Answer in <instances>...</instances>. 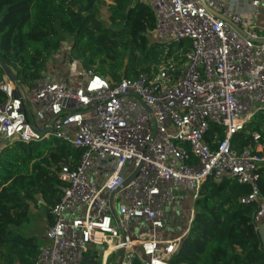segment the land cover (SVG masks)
Here are the masks:
<instances>
[{"label":"built area","instance_id":"obj_1","mask_svg":"<svg viewBox=\"0 0 264 264\" xmlns=\"http://www.w3.org/2000/svg\"><path fill=\"white\" fill-rule=\"evenodd\" d=\"M142 1L155 12L152 39L191 42L182 67L168 61L156 72L111 83L73 59L66 74L44 75L32 87L7 75L0 81L1 148L6 141L55 138L83 151L76 167H60L66 187L48 207L47 244L35 264H107L123 250V264H169L180 241L162 239L166 207L181 191L197 198L208 180L250 185L240 202L259 204L255 220H264L258 184L264 143L253 133L241 152L232 144L264 110V28L255 16L256 29L246 28L261 0ZM212 124L224 129L223 139L215 133L208 140Z\"/></svg>","mask_w":264,"mask_h":264},{"label":"trees","instance_id":"obj_2","mask_svg":"<svg viewBox=\"0 0 264 264\" xmlns=\"http://www.w3.org/2000/svg\"><path fill=\"white\" fill-rule=\"evenodd\" d=\"M104 5L109 24L99 17ZM156 25L152 6L142 0H0V81L7 75L4 64L20 86L32 87L64 43L70 45V63L79 59L111 83L156 72L168 61L182 67L191 42H158L152 39ZM4 100L0 90V102ZM215 133L224 138V129L212 124L209 141ZM253 133L260 134L264 143V110L234 135V148L241 152L250 145ZM82 154L55 138L6 141L2 146L0 264H35L42 246L38 238L24 237L12 227L28 223L31 209L39 205L46 208L51 222L48 207L60 201L66 187L59 178L60 167H76ZM260 173L264 199V166ZM251 193L250 185L232 179L206 181L195 202L190 230L169 264H263L264 247L255 220L260 205L240 202Z\"/></svg>","mask_w":264,"mask_h":264},{"label":"rangeland","instance_id":"obj_3","mask_svg":"<svg viewBox=\"0 0 264 264\" xmlns=\"http://www.w3.org/2000/svg\"><path fill=\"white\" fill-rule=\"evenodd\" d=\"M107 4H109V2H107ZM109 14L110 13L107 5L100 7L99 17L105 24H109L108 22ZM253 16H255V19H259L256 12H253V15L252 14L249 15V24L246 26V28L251 32L254 29H256L255 26H253L252 24ZM69 61H70L69 44L67 43L64 44L60 52L51 55L50 58L48 59L45 76H50V77L53 76L54 78H57L56 75L63 74V72H61L62 70L66 74L69 69L68 68L66 70V68L68 67V65L69 67L71 65ZM0 149H1V144H0ZM48 226H49V222L47 218L46 208L43 205H39L38 207L34 206V208L31 209L30 221L28 223L20 227L13 226L12 229L24 237H29V236L37 237L42 245L41 246L42 249L46 245V243H44V236L46 234ZM123 251L125 252V250ZM123 251H118L116 252V254H113L110 257L109 264H112L114 262V259L118 258L120 256V253ZM138 256H140V254H138Z\"/></svg>","mask_w":264,"mask_h":264},{"label":"crops","instance_id":"obj_4","mask_svg":"<svg viewBox=\"0 0 264 264\" xmlns=\"http://www.w3.org/2000/svg\"><path fill=\"white\" fill-rule=\"evenodd\" d=\"M239 12L243 15L251 14L250 13L251 8L240 7ZM257 15L259 17V19H256L258 25L264 28V0H261V4L258 8ZM56 76L57 78H54L53 76L52 77L54 79H58L60 78L61 75L58 74ZM196 199L197 198H195L193 194L184 191L175 194L174 202L166 207V212H165L166 223L161 234L163 240L165 241L177 240L180 241L179 243L181 244V241L188 234L190 227L192 225V221L195 213ZM144 228L145 227L142 226L141 230H144ZM136 232H140V230L137 229ZM44 243L47 244L46 234L44 236ZM138 251L139 254L141 255V251L139 249ZM118 260L119 257L114 259V262L112 264H115Z\"/></svg>","mask_w":264,"mask_h":264},{"label":"water","instance_id":"obj_5","mask_svg":"<svg viewBox=\"0 0 264 264\" xmlns=\"http://www.w3.org/2000/svg\"><path fill=\"white\" fill-rule=\"evenodd\" d=\"M217 17L225 20L226 22H228L229 24H231L237 31H239L243 36H247V34L237 25L235 24H232V22H230L227 18H225L223 15L221 14H217L216 15ZM259 42H264V40H259ZM2 68L4 69L5 73L7 74V76L13 81V82H17V79L16 77L14 76L13 72L11 69H9L6 65H2ZM143 105L149 110V108L143 103ZM135 177V174H133L131 177H129L123 184V187L127 186L132 180L133 178ZM115 195V192H112L109 196V202H110V209H111V212L113 214V216L115 217L116 221L119 223V219L117 218V215H116V211H115V208H114V205H113V197ZM258 230H259V235H260V239H261V242L263 244V247H264V220L262 221V223H260L259 227H258ZM122 234V237L124 238V232L122 231L121 232ZM124 255H125V252H121L120 256H119V260L115 263V264H123V260H124ZM109 260L110 258L108 259L107 261V264H109ZM86 264H90L87 262V259L84 260ZM94 264H97L96 262ZM134 264H140L139 260L138 259H135L134 260Z\"/></svg>","mask_w":264,"mask_h":264}]
</instances>
